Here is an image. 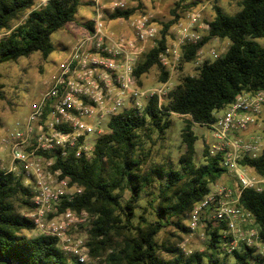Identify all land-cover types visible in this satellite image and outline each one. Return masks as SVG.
Segmentation results:
<instances>
[{"label":"trees","instance_id":"obj_1","mask_svg":"<svg viewBox=\"0 0 264 264\" xmlns=\"http://www.w3.org/2000/svg\"><path fill=\"white\" fill-rule=\"evenodd\" d=\"M34 0H0V32L11 30L0 38V64L41 52L44 59L54 51L53 33L75 20L82 0H50L47 5L34 8ZM190 5H188L189 7ZM216 15L209 21L208 34L195 44L184 46V60L195 58L198 50L214 37L229 38L231 44L223 56L206 60L198 73L185 74L163 104L153 97L144 110H126L113 116L108 129L98 137L96 145H103L105 160L99 152L94 159L71 156L62 161L64 174L72 183L83 188L73 200H64L61 208L87 210L93 216L89 229L90 257L107 252L109 260L117 264H227L219 258L221 247L218 229L207 228L209 250L186 256L175 242L157 244L154 237L170 224L186 230L182 224L194 204L210 190V184L225 173L219 157L208 155L206 147L202 159H196L198 136L195 124L202 126L214 120L213 111L232 102L244 90L264 88V46L257 38L264 37V0H241L234 14L215 6ZM27 18L16 27L12 22L23 14ZM134 8L116 10L111 19L129 18ZM164 25L163 35L135 69L142 78L154 68L159 80L167 81L170 72L161 61L166 48L168 29L177 22L179 13ZM88 27L91 24L88 22ZM172 114L188 116L181 138L185 150L177 165L169 158L161 162L153 158V151L142 150V136L153 131L165 139L172 125ZM264 174V152L247 160ZM126 191L129 198L122 202ZM32 192L12 172L0 168V259L19 264H94L71 260L61 249L58 238L39 234L28 236L25 230L35 229L33 221L21 210H30ZM150 205L146 214H138L141 200ZM242 205L255 217L264 242V190H244ZM113 249L108 251V249ZM166 251L172 258L162 256ZM255 248L235 251L234 264H264L255 256ZM90 259V258H89ZM0 264H11L0 261Z\"/></svg>","mask_w":264,"mask_h":264},{"label":"built area","instance_id":"obj_2","mask_svg":"<svg viewBox=\"0 0 264 264\" xmlns=\"http://www.w3.org/2000/svg\"><path fill=\"white\" fill-rule=\"evenodd\" d=\"M98 2L91 27L85 23V33L72 43L59 77L26 117L13 121L0 141L11 155L9 167L3 170L14 173L32 192V207L25 215L42 234L57 237L61 249L82 263L87 262L88 247L73 231L83 224V212L78 215L71 208L62 209L61 203L73 200L83 188L64 174L61 162L71 156L88 157L89 144L107 131L113 116L132 109L142 112L155 96L161 104L173 89L169 81L140 84L135 74L146 53L158 43L159 28L151 18L130 19L133 35L112 36L106 32V12L127 9V3L114 0L106 7ZM198 20V15H192V31L182 36V44L166 46L161 52L165 68L179 65L183 45L200 41L195 30ZM205 27L209 30V24ZM212 53L214 59L221 56L215 50ZM203 54L200 48L198 55ZM205 61L204 56L197 60L196 69ZM213 117L202 125L211 132L202 153L206 147L209 156L220 158L230 183L210 184L209 192L189 212V227L218 229L220 247L227 254L244 247L262 251L260 226L241 198L244 190H264V174L247 161L264 152V88L242 91L215 109Z\"/></svg>","mask_w":264,"mask_h":264},{"label":"rangeland","instance_id":"obj_3","mask_svg":"<svg viewBox=\"0 0 264 264\" xmlns=\"http://www.w3.org/2000/svg\"><path fill=\"white\" fill-rule=\"evenodd\" d=\"M97 0H82V4L79 6L78 13L75 20L68 23L63 29L55 32L51 36V40L55 46L54 51L44 59L41 52H35L30 56L21 57L15 61L4 62L0 64V141L2 135L5 133L13 121L17 118H23L28 115L32 109L38 104L45 94L49 91L52 83L56 81L62 72L63 65L69 58L70 48L72 43L76 41L78 37L85 33L84 25L90 22L95 17V5ZM100 5L106 7L110 5L114 0H98ZM127 3V9L134 8V13L129 18L111 19L109 11L105 16V28L106 32L112 36L119 35H133L130 29V19H135L139 16L146 15L151 18V21L159 28V37L157 41L163 35L164 25L170 21L173 16V10H177L179 18L167 31L166 46H176L182 44V36L192 31L190 27V18L192 15H198L200 20L196 23L195 30L202 40L207 34L205 24H208L216 15L215 6H220L226 13L234 14L240 9L241 0H125ZM34 8H40L41 0H34ZM188 5H190L188 7ZM28 13L21 15L12 22V28L26 20ZM183 29H187L183 31ZM11 30H2L0 32V38L8 35ZM183 31V32H182ZM182 32V33H181ZM257 41L264 46V37L257 38ZM231 44L229 38L214 37L210 39L201 49L204 50V54L199 56L196 54L195 58L190 61L184 60V46H182V59L178 66L174 68L170 66L166 68L170 72V76L167 79L171 83V87L176 88L180 83L181 78L185 74L196 75L198 73L195 63L197 60H201L204 56L206 60L213 61V50L223 56ZM173 68V69H172ZM143 82L145 85H158L162 80H159V71L154 68L143 76ZM172 89V90H173ZM169 96V95H168ZM168 96L164 99L167 101ZM172 125L167 131L165 139L159 138V133L153 131L149 136L145 134L142 136L143 147H138V153L141 154L142 150H152L153 158L161 162L163 159L169 158L174 165H177L178 160L185 150V145L182 143L181 132L182 128L188 120V116H181L178 114H172ZM195 131L198 136L197 154L196 159H202V147L204 140H208L211 137L210 130L205 126L195 124ZM11 155L7 149H5L0 143V168H8L10 164ZM230 183V177L227 173L216 182ZM216 184L213 185V187ZM130 192L126 191L121 198L124 202L129 198ZM141 207L138 209V214H146L150 209V205L145 199L141 200ZM28 210H21L22 215ZM83 212L84 221L73 232L75 235L82 237L85 240L88 247V262L94 264H117L116 262L109 260L110 254L101 259L91 258L89 246L90 233L89 229L92 227L93 216L87 210L77 211L78 215H82ZM182 224L186 227V230L178 228L173 224L164 227L158 235L164 237V241L175 242L182 252L189 256L193 252H207L209 249L210 236H208L207 230L199 228L192 230L189 227L188 218L182 221ZM24 233L28 236H36L42 234L39 229L25 230ZM255 256L264 260V250L260 251L255 249ZM71 260H77L75 257L67 254ZM219 258L225 261L227 264H234L236 259L234 255L227 254L221 250ZM162 256L165 258H172L166 251H162ZM90 258V259H89ZM73 260V261H74ZM253 264H257L256 260L252 261Z\"/></svg>","mask_w":264,"mask_h":264},{"label":"clouds","instance_id":"obj_4","mask_svg":"<svg viewBox=\"0 0 264 264\" xmlns=\"http://www.w3.org/2000/svg\"><path fill=\"white\" fill-rule=\"evenodd\" d=\"M41 2L43 4H45V5L48 4V0H41ZM163 103H164V101L162 100L161 101V104H163ZM93 127L94 128H97V127H99V125L98 124L97 125H93ZM100 131L103 132L104 129H100ZM96 134L99 135V133H96ZM96 152H99V154L101 155V157L103 159H105V160L108 159V156H105L104 153H103V145L101 144L99 146V148H98L97 145H96V143L93 141L88 146V153H87V155H88L89 159H94L95 158L94 157V153H96ZM76 155L79 156L80 153L77 152ZM154 240L157 242V244H163L164 243V237H162L161 235H157L156 237H154ZM112 250L113 249H111V248L108 249V251H112ZM104 256L105 257L107 256V252L104 253ZM101 258L102 257H97V259H101Z\"/></svg>","mask_w":264,"mask_h":264},{"label":"water","instance_id":"obj_5","mask_svg":"<svg viewBox=\"0 0 264 264\" xmlns=\"http://www.w3.org/2000/svg\"><path fill=\"white\" fill-rule=\"evenodd\" d=\"M0 261L11 263V264H19L18 262L11 260V259H7V258L0 259Z\"/></svg>","mask_w":264,"mask_h":264}]
</instances>
